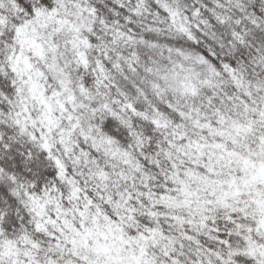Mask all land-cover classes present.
<instances>
[{
  "label": "snow or ice",
  "instance_id": "1",
  "mask_svg": "<svg viewBox=\"0 0 264 264\" xmlns=\"http://www.w3.org/2000/svg\"><path fill=\"white\" fill-rule=\"evenodd\" d=\"M0 264H264V0H0Z\"/></svg>",
  "mask_w": 264,
  "mask_h": 264
}]
</instances>
